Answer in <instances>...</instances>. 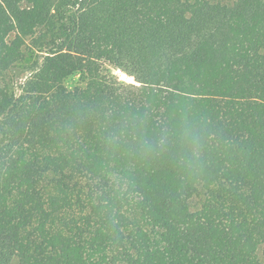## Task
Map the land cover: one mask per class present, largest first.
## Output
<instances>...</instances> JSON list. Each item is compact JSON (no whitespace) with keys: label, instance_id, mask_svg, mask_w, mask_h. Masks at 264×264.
Masks as SVG:
<instances>
[{"label":"trees","instance_id":"obj_1","mask_svg":"<svg viewBox=\"0 0 264 264\" xmlns=\"http://www.w3.org/2000/svg\"><path fill=\"white\" fill-rule=\"evenodd\" d=\"M0 264H264V0H0Z\"/></svg>","mask_w":264,"mask_h":264},{"label":"rangeland","instance_id":"obj_2","mask_svg":"<svg viewBox=\"0 0 264 264\" xmlns=\"http://www.w3.org/2000/svg\"><path fill=\"white\" fill-rule=\"evenodd\" d=\"M111 73L113 74V76L115 78H117L120 81H124L127 83H134L133 78L127 76L126 74H124L123 72H121L120 70L114 69V68H110Z\"/></svg>","mask_w":264,"mask_h":264}]
</instances>
